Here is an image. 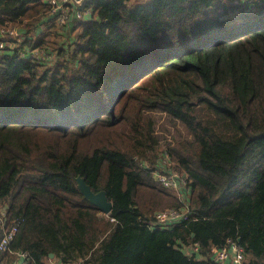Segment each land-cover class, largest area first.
Listing matches in <instances>:
<instances>
[{
  "label": "trees",
  "instance_id": "obj_1",
  "mask_svg": "<svg viewBox=\"0 0 264 264\" xmlns=\"http://www.w3.org/2000/svg\"><path fill=\"white\" fill-rule=\"evenodd\" d=\"M87 6L57 27L45 0H0V25L28 18L23 46L50 55L0 52V239L16 229L0 264H219L211 248L228 239L264 264V0ZM177 124L188 137L167 142ZM164 158L182 196L155 178ZM142 185L187 218L153 223Z\"/></svg>",
  "mask_w": 264,
  "mask_h": 264
},
{
  "label": "built area",
  "instance_id": "obj_2",
  "mask_svg": "<svg viewBox=\"0 0 264 264\" xmlns=\"http://www.w3.org/2000/svg\"><path fill=\"white\" fill-rule=\"evenodd\" d=\"M49 6V12L54 16L53 22L57 27H61L66 24L70 7L74 6V19L83 20L84 15L90 10L87 8V0H45ZM11 22L0 25V51L11 50L17 52L22 58L29 59L31 61L46 62L48 60V52L38 46H23L24 37L21 30L17 25ZM14 24V25H13ZM163 162L166 164V168L160 170L157 168L154 170V175L159 184L168 189H176L179 196H182L180 192L181 185L186 183L185 176L177 171H172V168L167 160L164 158ZM176 172L177 174H175ZM179 183V184H178ZM183 200V197H181ZM186 207V204H184ZM187 210V209H186ZM102 214H106L101 212ZM4 211H0V226L2 224V216ZM187 218V211H180L174 207H167L163 210H159L153 215V223L160 224L166 222H177L180 217ZM15 227L7 229L2 238L0 239V249H5L6 244L12 238ZM198 251V244L194 243L190 247H186L184 250L185 255L189 256L192 252ZM211 254L215 261L219 264H243L244 250L234 240L228 239L226 244L221 247H212ZM65 264H83L80 260L68 261Z\"/></svg>",
  "mask_w": 264,
  "mask_h": 264
},
{
  "label": "rangeland",
  "instance_id": "obj_3",
  "mask_svg": "<svg viewBox=\"0 0 264 264\" xmlns=\"http://www.w3.org/2000/svg\"><path fill=\"white\" fill-rule=\"evenodd\" d=\"M140 1L141 2H145L147 0H134V3H137V2H140ZM225 1L227 3H229V4H231V3H239L240 2V0H225ZM244 1H249V0H244ZM242 4H244V3H242ZM41 14H43V11H41L38 15H41ZM38 15L36 17H38ZM21 20L22 21H21V23L19 25L16 24L17 27H18V29H20V25L23 26V24L25 23L26 20H28V18H23L22 17ZM7 23H9V21H7ZM4 24H6V23H4ZM10 24H12V23H10ZM79 29L80 28H76V30H79ZM73 32H74V34L77 33V31H73ZM58 35H60V37L57 38L58 40L61 41V40H64L65 39V37L64 36H61V34L59 32H58ZM56 57H57V55L54 54V56L51 59L54 60ZM52 60H50V61H52ZM109 95L111 97L112 96V93L110 92ZM158 114H159V112L157 113V115ZM161 122H162V120L159 117L157 119L155 125H160ZM117 129H119V127ZM86 136L87 137L82 142V145L88 146L90 144V142L95 137L92 134H89V135H86ZM185 137H188L187 130L185 129V127L183 125L177 124L176 127H174V128L171 127L170 132L167 134V138L168 139L166 141L167 142H173L174 141V144H176V142H179V141L184 140ZM172 171H176V170L172 168ZM174 173L177 174L176 172H174ZM181 187H184L185 188V185H181ZM169 190H172V191L175 190V191H177L176 189H169ZM176 193L179 194L178 192H176ZM137 198H138L139 204L141 206H143L145 209H147L146 211L150 210V213L151 212H154L155 213V212H157L159 210H163V209L167 208V204L168 203H167L166 198H163V196L157 197L155 195V193L149 188L148 185H142V186L139 187L138 193H137ZM157 198H158V200H157ZM171 225H172L171 223H162L160 226L163 227V228H167V227H170Z\"/></svg>",
  "mask_w": 264,
  "mask_h": 264
},
{
  "label": "water",
  "instance_id": "obj_4",
  "mask_svg": "<svg viewBox=\"0 0 264 264\" xmlns=\"http://www.w3.org/2000/svg\"><path fill=\"white\" fill-rule=\"evenodd\" d=\"M75 181L82 195L95 204L101 212L107 213L111 210L112 203L110 200H108L104 190H98L94 192L90 185L86 183L84 178L80 175L75 177ZM50 256H52V253H50Z\"/></svg>",
  "mask_w": 264,
  "mask_h": 264
},
{
  "label": "crops",
  "instance_id": "obj_5",
  "mask_svg": "<svg viewBox=\"0 0 264 264\" xmlns=\"http://www.w3.org/2000/svg\"><path fill=\"white\" fill-rule=\"evenodd\" d=\"M177 192H178V191H177ZM19 254H20V253H19ZM19 260H20V262H19ZM19 260H18L19 264H23L22 256H20Z\"/></svg>",
  "mask_w": 264,
  "mask_h": 264
}]
</instances>
